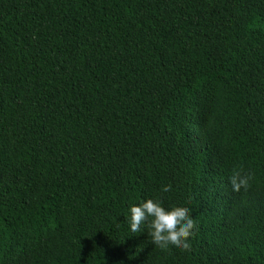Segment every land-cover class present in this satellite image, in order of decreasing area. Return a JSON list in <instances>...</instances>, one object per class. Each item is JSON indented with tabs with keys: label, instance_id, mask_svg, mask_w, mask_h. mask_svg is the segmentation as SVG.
<instances>
[{
	"label": "trees",
	"instance_id": "1",
	"mask_svg": "<svg viewBox=\"0 0 264 264\" xmlns=\"http://www.w3.org/2000/svg\"><path fill=\"white\" fill-rule=\"evenodd\" d=\"M0 264H264V0H0Z\"/></svg>",
	"mask_w": 264,
	"mask_h": 264
},
{
	"label": "clouds",
	"instance_id": "2",
	"mask_svg": "<svg viewBox=\"0 0 264 264\" xmlns=\"http://www.w3.org/2000/svg\"><path fill=\"white\" fill-rule=\"evenodd\" d=\"M252 179L251 173L240 168H234L227 177L233 192L247 190ZM170 190L171 185H161V192L167 193ZM125 219L129 233H146L151 243L161 250H190L196 225L187 206H166L159 196L146 197L129 207Z\"/></svg>",
	"mask_w": 264,
	"mask_h": 264
}]
</instances>
